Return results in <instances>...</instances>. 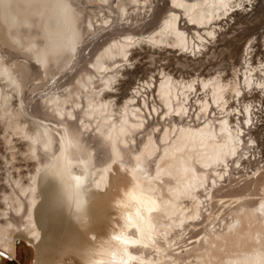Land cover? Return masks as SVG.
<instances>
[{"label": "bare ground", "instance_id": "6f19581e", "mask_svg": "<svg viewBox=\"0 0 264 264\" xmlns=\"http://www.w3.org/2000/svg\"><path fill=\"white\" fill-rule=\"evenodd\" d=\"M162 1L165 15L148 34L109 33L113 38L96 51L84 42L100 27L82 18L77 0H0V43L24 59L10 64L0 53V124L11 133L3 139L8 168L0 181V258L15 259L24 241L33 249L29 264H182L180 253L170 252L177 241L171 233L201 225L202 237L186 250L193 260L185 264H264L263 191L243 202L233 198L239 202L229 205L232 220L224 226L208 221L246 152L264 156L258 151L264 0ZM153 2L124 0L107 9L117 6L127 15L128 4L137 10L154 8ZM250 19L260 27L249 28ZM223 44L241 57L214 64ZM87 48L93 69H81L72 85L62 73L75 57L83 62ZM148 57L158 64L148 65ZM186 58L201 64L189 79L173 63ZM147 70L154 83L138 78ZM136 77L138 86L131 87ZM35 80L48 85L38 98ZM195 82L206 95L196 90L189 100ZM194 105L202 122L190 116ZM159 110L169 122L161 120L156 131ZM260 173L243 191L251 184L264 188ZM222 179L229 184H218Z\"/></svg>", "mask_w": 264, "mask_h": 264}, {"label": "rangeland", "instance_id": "374dc122", "mask_svg": "<svg viewBox=\"0 0 264 264\" xmlns=\"http://www.w3.org/2000/svg\"><path fill=\"white\" fill-rule=\"evenodd\" d=\"M110 2L109 3H107V4H105V2L103 3V1H101V0H77V7H81L80 9H83L84 11L82 12V18H84V19H86V21L88 20V17L89 18H92L93 20H91L92 21V23H94L93 25H94V27H100V29L99 30H97V33L95 32V34L94 35H89L88 36V41L86 40L85 42H84V44L85 45H89L90 46V49H92L93 47H96V48H94V49H96V51H99L98 49H102V47L105 45V42H107L108 41V39H111V38H113V36H111L109 33H113V35H114V37H118V38H120V35H124V33H130V32H133V33H135L136 34V36H139V34H148L155 26H156V24L160 21V19H161V17L163 16V15H165V12H166V9L164 8V2L162 1V0H154V2L152 3V4H154V5H152L154 8H152V7H150V6H148L147 5V7H145V9L143 8V7H138L137 8V10H135V8L136 7H134V8H132L133 6L132 5H130V4H128V8H127V12H128V10H129V14H127V15H123V14H121L120 13V9H119V7H113V5H111V9L109 10V9H107V6H108V4H116L117 2H124V0H109ZM158 1V2H157ZM170 1V0H169ZM126 2V1H125ZM157 3V4H156ZM101 4V5H100ZM104 5V6H103ZM126 5H127V3H126ZM155 5H157L156 7H155ZM99 6V7H98ZM106 6V7H105ZM132 6V7H131ZM86 7V8H85ZM104 7H105V9H104ZM112 8H113V10H112ZM93 9V10H92ZM158 9V10H157ZM162 10V11H161ZM161 12L162 13V15L160 16V18H158V19H156L155 18V15H156V13H158V12ZM103 12V13H102ZM88 13V14H87ZM92 16H91V15ZM108 15V16H107ZM120 15H122V16H120ZM129 15V16H128ZM126 16V17H125ZM86 17V18H85ZM108 19V20H107ZM154 19V20H153ZM97 20V21H96ZM102 20H104V22H106V23H102ZM107 20V21H106ZM111 20H113V21H111ZM85 21V20H84ZM263 21V22H262ZM100 24H99V23ZM112 22V23H111ZM155 24H154V23ZM249 22V23H248ZM248 22H246L247 24H248V27L249 28H259L260 26H262L263 25V23H264V20H262V19H260V22L258 23V25L259 24H261L260 26H258V25H254V23H255V20H253V19H250V21H248ZM253 22V23H252ZM111 23V24H110ZM114 23H116V27H115V24ZM105 25V27H104V25ZM251 24H253V26H251ZM114 25V26H113ZM102 26V27H101ZM114 27H115V29H114ZM108 28V29H107ZM112 29H114L113 31H112ZM115 30H117V31H115ZM108 31V32H107ZM100 32H101V34H100ZM103 32H104V34H103ZM116 32H117V34H116ZM107 35H106V34ZM122 33V34H121ZM100 34V35H99ZM134 34V35H135ZM104 35V36H103ZM109 35V36H108ZM229 35H230V33H229ZM99 38H98V37ZM107 36V37H106ZM111 36V37H110ZM96 37V38H95ZM102 37V38H101ZM109 37V38H108ZM93 38L95 39V40H93ZM105 38V39H104ZM85 39H87V37L85 36ZM84 39V40H85ZM91 39V40H90ZM103 39V40H102ZM229 41L231 40V38L230 39H228ZM227 40V41H228ZM95 41V42H94ZM228 41V42H229ZM1 42V41H0ZM88 42V43H87ZM90 42H92V43H90ZM246 42V40H243V42L241 43V48H243V46L246 44L245 43ZM91 45H90V44ZM96 43V44H95ZM245 43V44H244ZM2 43H0V46H1V48H0V53H3L2 55H4L5 56V59L8 61V63H10V64H12L13 62H17V61H19V60H21V58H22V60H24L23 59V54L19 51V50H15V49H9L8 47H6L7 45H4V44H2L3 45V47H2V45H1ZM195 39H192V41H191V44H190V49L187 51L188 52V54H193V53H189V52H191L192 51V48H193V46H195ZM84 45V46H85ZM101 45H103L102 47H101ZM92 46V47H91ZM100 47V48H99ZM139 48V47H138ZM226 49L225 51H224V53L222 54V55H219V56H215L214 58H212L213 59V63L214 64H218V63H223V62H226V60L228 61V62H226V63H229L231 60L232 61H234V60H236V59H238L239 57H241V52H239V51H231V53L229 54V49H228V46H227V44H223V45H221L220 46V49ZM89 48H87V50L85 51V54H87V55H85V59L83 60V62L81 61V58H79L77 61H76V59H77V57H75L74 58V61H72V63L69 65V67H68V69H67V71L65 70V72H63L62 74L64 75L66 72L68 73V75H66V76H70L69 78L67 77V79H69V83H70V80L71 79H73V80H71V82L73 83V81L74 82H76V78L74 77L75 75L77 76V75H79V72L80 71H83L84 69L85 70H90V68H91V64L89 63V60L91 59V56H89L88 55V52H89V50H90ZM11 50V51H10ZM157 51L158 50H160V49H156ZM134 51V50H133ZM195 51H197L198 52V50H197V47H196V49H195ZM225 52H228V53H225ZM17 53H19V54H17ZM180 53V51H172V54H179ZM228 54V55H227ZM9 55V56H8ZM16 55V56H15ZM18 57V58H17ZM19 57H20V59H19ZM10 60H9V59ZM17 60H16V59ZM90 58V59H89ZM88 59V60H87ZM155 59V60H154ZM154 59H150L149 57L147 58V62H148V65H150V66H153L155 63L156 64H158L157 63V61H158V58H154ZM192 58H186V60H179V61H177V62H173L174 63V65H176V66H179V68H181L182 70H183V78H185V79H189L190 77H195L196 75H195V73H198V72H200V71H198L200 68H201V64L199 63H197L198 61L197 60H191ZM14 60H16V61H14ZM21 60V61H22ZM151 60H152V62H151ZM225 60V61H224ZM110 61H112L113 62V60H109L108 62H110ZM197 61V62H196ZM112 62H110V63H112ZM194 62H196V63H194ZM77 65H76V64ZM79 63V64H78ZM154 63V64H153ZM79 65V66H78ZM73 66H75V67H73ZM224 66V65H223ZM226 66V65H225ZM73 67V68H72ZM81 67V68H80ZM86 67V68H85ZM128 67H130V66H128ZM132 67V66H131ZM72 68V69H71ZM81 69H83V70H81ZM91 69H93V68H91ZM230 69V68H229ZM228 69V70H229ZM132 70V69H131ZM92 72H95V71H92ZM78 73V74H77ZM143 71H141L137 76H138V78L139 77H141L142 75H145V77H147V78H145L146 80L148 79V81L149 82H152L153 81V83H154V79H153V76L151 75V73H149V70H147V71H145L143 74ZM148 73V74H147ZM146 74H147V76H146ZM150 75V76H149ZM58 76H61V74H59ZM72 76V77H71ZM95 76H97L96 78H98V74H95ZM230 77V76H229ZM95 78V79H96ZM153 80H152V79ZM151 81H150V80ZM32 83H37L38 85H37V88L39 89H36V90H38V91H40V92H38V91H34L35 93H33V95L36 97V98H38V97H40L41 95H45V93H47V91H48V85H47V87H46V83H44V82H46V81H42V80H35V81H31ZM42 83L45 85V86H43L42 85ZM137 84V77L134 79V85L132 84V86L131 87H133V86H135V87H137L138 85H136ZM153 83H151V85H153ZM39 84H40V86H42L43 88H40V86H39ZM76 84V83H75ZM74 83L72 84V85H75ZM195 88L194 89H190L186 94H188V95H190L189 96V100H192V98L195 100L196 98H197V96L195 95V91L196 90H198V89H196V88H198V85H197V82H195ZM71 85V86H72ZM254 86V85H253ZM153 87V86H152ZM251 88V87H250ZM250 88H248V90H250ZM44 89V90H43ZM46 89H47V91H46ZM192 91V92H191ZM198 92H203V93H201L200 94V96L201 97H205V95H206V93H204V90H198ZM143 93V92H142ZM142 93H140V94H142ZM206 99L208 100L209 99V97L207 96L206 97ZM15 102V101H14ZM16 103V102H15ZM190 108V109H189ZM188 110H189V112H191L190 113V116H192L193 117V119H194V117H195V119L196 120H199L200 122H202V120H204L203 118H202V116H203V113L202 112H200V110L198 109V106L196 105H194V106H188ZM173 111V110H172ZM209 111L210 110H208L207 111V115H208V113H209ZM213 111V110H212ZM160 112H161V110H159V114L157 115H155V120L152 122V120H150V122H152L153 124H157V126H155V130L157 131V130H160V128H162V126H163V122L164 121H166V119H168L166 122H164V123H168L169 122V117L168 118H163L162 116H161V114H160ZM188 112V111H187ZM216 112H219V111H216ZM173 113H175V112H173ZM173 113H171L172 115H173ZM193 114L195 115V116H193ZM215 113H212V115L213 116H215L214 115ZM218 114L216 113V116H217ZM187 116H188V113H186L185 114V119L187 118ZM158 117H159V119H160V122L159 123H157V119H158ZM191 117L190 118H187V122H190L191 120ZM163 122H162V121ZM1 121V120H0ZM2 124V123H1ZM0 124V125H1ZM159 124V125H158ZM250 124H248V126H249ZM2 126H3V124L0 126V177H3L2 179L0 178V181H5V173H2L5 169H7L6 167H5V165H7L5 162L7 161V160H5V159H7L6 158V156H7V152H8V150H7V144H6V139L11 135V133H8V131H7V133L4 131V129H6L4 126H3V128H2ZM4 133H6V134H4ZM13 136V135H12ZM15 136V135H14ZM13 136V139H12V137H11V140H14V141H16V138ZM3 137V138H2ZM4 138H6L5 140H3ZM258 140H259V144H260V148L258 149V151H261V152H264V119H263V126H261V128H260V130H259V132H258ZM4 142V143H3ZM4 154H6V156L4 155ZM249 155H250V153H247L246 152V159L244 160V161H242V163H239V164H237V169H235V170H233V172H232V177L230 178V180L231 179H234V180H231V182H230V184H232V185H230L228 182H229V180H226L225 182L223 181V179H222V181H220L218 184H223V185H225L226 186V184H229L231 187H230V189L228 188L229 187V185H227V187L224 189V190H222L221 192H219L218 194H217V198L216 199H218V198H220V199H222V200H216L217 201V204L215 203V205H214V207H213V209H210L209 211H208V213L209 212H211L212 214H209L210 216L209 217H212V219L213 220H211V218L210 219H208V221H209V223H212L211 224V227L213 228L214 226H216L217 228L218 227H222V226H224L225 224H227L228 222H230L232 219V215L230 214L231 213V208H233V206L235 205V203H238L239 202V200L241 201V202H243L244 200H245V198H249L250 199V197L252 198H254V197H256V198H258V197H260L261 196V194L260 193H262L261 191H263L264 192V188L262 189V187H260V186H258V185H255V184H251L249 187L250 188H244V190L246 189V191H243V184L244 185H246L247 183H245V182H249L251 179V181H254L255 179H256V174L259 172H261L260 174L261 175H264V156L261 154V155H259L258 157H260V159L258 158V157H253V156H251L250 158H249ZM3 156L5 157V158H3ZM261 156H263V157H261ZM256 160H255V159ZM258 158V159H257ZM262 158V159H261ZM251 159V160H250ZM241 164V165H240ZM4 168V169H3ZM239 169V170H238ZM259 171H258V170ZM257 172V173H256ZM263 173V174H262ZM2 174V175H1ZM5 175V176H4ZM259 175V174H258ZM234 176V177H233ZM249 176V177H248ZM252 177V178H251ZM226 178H227V176H226ZM229 178V177H228ZM227 178V179H228ZM251 178V179H250ZM250 179V180H249ZM237 180V181H236ZM247 180H249V181H247ZM239 182V183H238ZM236 183H238V184H236ZM217 184V185H218ZM214 186V187H216V188H219V185L218 186ZM224 186V187H225ZM233 186V187H232ZM243 186V187H242ZM215 188V189H216ZM233 189V191H232V189ZM237 189V190H236ZM240 189V190H239ZM227 190V191H226ZM239 190V191H238ZM236 191V192H235ZM241 191V192H240ZM260 191V192H259ZM238 192V193H237ZM243 192V193H242ZM244 193H246V194H244ZM249 193H250V195H249ZM254 193V194H253ZM257 193H259V194H256ZM244 194V195H243ZM253 194V195H252ZM236 196H237V198H236ZM242 197V198H241ZM245 197V198H244ZM233 198H236V199H239L238 200V202H233L232 203V201L233 200H235V199H233ZM242 199H243V201H242ZM222 201V202H221ZM220 202V203H219ZM223 203V204H222ZM231 204V205H230ZM231 206V208H230V206ZM218 208V209H217ZM216 210V211H215ZM229 210V211H228ZM222 211V212H221ZM225 212V213H224ZM215 217V218H214ZM216 218H218V219H216ZM215 219V220H214ZM231 219V220H230ZM224 221V222H223ZM215 222V223H214ZM221 224V225H218V224ZM188 224H191V222L189 223L188 222ZM194 224H195V221H194ZM193 223H192V225H194ZM198 223H197V221H196V225H197ZM186 227L188 228V230H182V228H180V230L178 229V228H176L174 231H172V233H171V236H172V238L173 237H175L176 239H177V241L175 240V241H172L171 243H170V245H174V247H172L173 249H171V247H170V252L172 251V250H174V251H172V254L173 253H180V255L178 254V256H180V262L182 263V264H185V263H187L188 262V260H189V262L190 261H192L193 260V257L192 256H190V259H189V255H187L186 254V250H188L189 249V247H191L192 245H194L195 243H197V239L199 238L200 239V237H202V226L201 225H197L195 228H191V227H194V226H187L186 225ZM210 227V228H211ZM196 229H198V230H196ZM194 231V233H193V231ZM192 231V232H191ZM175 233V236H174V233ZM193 235V236H192ZM191 238V239H190ZM179 239V240H178ZM194 240H197L196 242H194ZM193 241V242H192ZM199 242V241H198ZM172 243H175V244H172ZM168 247V246H167ZM32 255H33V249L28 245V244H26L24 241H20V242H18V244H17V255H16V258L15 259H11V258H9V257H4V256H1V258H0V264H29V262H30V260H31V258H32ZM181 255H183V256H181ZM187 258V259H186ZM169 264H174L173 262H169Z\"/></svg>", "mask_w": 264, "mask_h": 264}, {"label": "snow or ice", "instance_id": "6c2138e0", "mask_svg": "<svg viewBox=\"0 0 264 264\" xmlns=\"http://www.w3.org/2000/svg\"><path fill=\"white\" fill-rule=\"evenodd\" d=\"M179 5H177V7H178ZM173 21H174V18H173V20L172 21H167L166 23H165V30L166 29H170L171 27H172V23H173Z\"/></svg>", "mask_w": 264, "mask_h": 264}]
</instances>
